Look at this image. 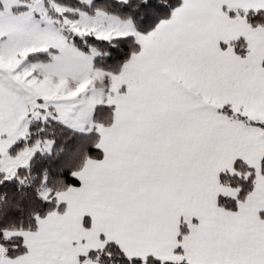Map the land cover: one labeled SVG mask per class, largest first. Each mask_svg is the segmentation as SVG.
Listing matches in <instances>:
<instances>
[{"label":"snow or ice","instance_id":"obj_1","mask_svg":"<svg viewBox=\"0 0 264 264\" xmlns=\"http://www.w3.org/2000/svg\"><path fill=\"white\" fill-rule=\"evenodd\" d=\"M0 264H264V0H0Z\"/></svg>","mask_w":264,"mask_h":264}]
</instances>
